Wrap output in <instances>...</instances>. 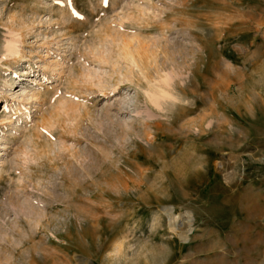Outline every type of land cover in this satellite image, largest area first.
<instances>
[{"label":"rangeland","instance_id":"rangeland-1","mask_svg":"<svg viewBox=\"0 0 264 264\" xmlns=\"http://www.w3.org/2000/svg\"><path fill=\"white\" fill-rule=\"evenodd\" d=\"M0 264H264V0H0Z\"/></svg>","mask_w":264,"mask_h":264},{"label":"bare ground","instance_id":"bare-ground-1","mask_svg":"<svg viewBox=\"0 0 264 264\" xmlns=\"http://www.w3.org/2000/svg\"><path fill=\"white\" fill-rule=\"evenodd\" d=\"M167 212V211H166ZM186 218V217H185ZM188 218V217H187ZM187 224H188V229H187V231H186V236L187 235H189L190 233H191V231H192V221L189 219L187 222H186ZM169 227L171 228V231H173V232H178L182 227H180L179 225L178 226H176L174 223H172V222H170L169 223ZM186 238V237H185Z\"/></svg>","mask_w":264,"mask_h":264}]
</instances>
